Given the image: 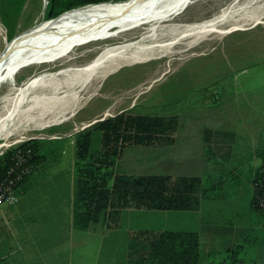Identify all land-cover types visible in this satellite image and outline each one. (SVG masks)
<instances>
[{"label": "rangeland", "instance_id": "rangeland-1", "mask_svg": "<svg viewBox=\"0 0 264 264\" xmlns=\"http://www.w3.org/2000/svg\"><path fill=\"white\" fill-rule=\"evenodd\" d=\"M165 1H109L104 4L127 8L132 12L138 10L142 14L151 12L154 3L160 2L161 10L149 19L135 20L140 27L125 24L103 26L102 19L133 17L104 7L81 27L83 33L97 26L92 33L78 35L63 44L44 46L39 43L24 49L0 72V98L5 95L10 82L20 85L41 73L84 65L102 49L136 39L144 32V27L154 22L206 20L234 0ZM19 3L18 21L16 25L11 21V28L3 24L0 13V55L15 40L66 33L78 25L82 16L98 6L81 7L58 17H50V0H19ZM0 6L4 8L2 0ZM224 36L211 35L192 49L184 48L187 50L185 53L177 48L175 57L123 67L110 73L101 83L94 79L82 91L84 101H80L76 108H73L72 101H68L66 107H58L45 119L66 115V122L38 129L40 131L25 130L13 134L7 141H0V157L9 151H34L29 144L35 142L42 165L49 168L68 166L76 175L75 140L79 133L121 114L176 116V130L172 134L158 136L152 146H125L117 159L115 171L126 175H171L175 179L185 174L184 154L192 153L195 168L190 174L198 175L200 150L205 147L204 152H214L208 144L215 140V125L226 122L233 126L242 125L243 128L263 127L258 115L264 113V20L261 24H252ZM3 106L0 100V116H5L8 110H4ZM254 107H257L256 110ZM261 118L264 119L262 115ZM99 147V142H96L93 150ZM125 211L121 224L133 227L135 222L134 226H139L141 221L134 219L133 215L140 211L133 208ZM190 222L193 224V220ZM158 226H167L165 213L159 218Z\"/></svg>", "mask_w": 264, "mask_h": 264}, {"label": "crops", "instance_id": "crops-1", "mask_svg": "<svg viewBox=\"0 0 264 264\" xmlns=\"http://www.w3.org/2000/svg\"><path fill=\"white\" fill-rule=\"evenodd\" d=\"M259 118L263 127L215 125V140L208 144L214 152L200 150L198 175L190 174L192 153L184 154L181 176L201 180L197 210H140L133 215L139 226L121 224L125 209L116 223L107 218L88 229L76 227L73 168H49L39 159L18 188V202L0 208V264H141L165 230L196 231L201 264H264V213L254 207L253 187L263 166ZM162 213L167 226L159 227Z\"/></svg>", "mask_w": 264, "mask_h": 264}, {"label": "trees", "instance_id": "trees-1", "mask_svg": "<svg viewBox=\"0 0 264 264\" xmlns=\"http://www.w3.org/2000/svg\"><path fill=\"white\" fill-rule=\"evenodd\" d=\"M2 1V22L11 28L10 22L16 25L18 21L21 5L19 0ZM109 1L112 0H50L49 15L58 17L75 8ZM177 127L176 116L121 114L79 133L75 140V226L88 229L107 218L116 223L123 210L129 208L159 212L197 210L201 186L198 177L179 176L173 179L171 175H126L115 171L117 159L125 146H152L158 136L172 134ZM96 142H99L100 149L93 150ZM29 145L34 149L33 162L37 166L40 159L38 147L35 142ZM15 154V151H9L0 157V182ZM262 158L263 166L253 187L254 207L264 213L257 198L258 195L264 196V153ZM201 261L200 237L196 231L165 230L153 240L141 264H201Z\"/></svg>", "mask_w": 264, "mask_h": 264}, {"label": "bare ground", "instance_id": "bare-ground-1", "mask_svg": "<svg viewBox=\"0 0 264 264\" xmlns=\"http://www.w3.org/2000/svg\"><path fill=\"white\" fill-rule=\"evenodd\" d=\"M159 3L155 2L154 8L147 14H142L138 10L132 12L127 8H117L109 4L92 5L96 7L90 10L87 15L82 16L78 25L66 33L55 36L36 35L15 40L0 55V72L5 64L15 60V55L30 46L32 47V45L39 43L44 46L63 44L78 35L92 33L97 26L83 33H81V27L104 7H111L133 17L124 20L106 18L101 20V25L125 24L140 27L134 21L156 16L161 10ZM263 20L264 0H234L219 13L206 20L187 23L154 22L152 25L144 27V32L136 39H129L119 43V45L108 46L84 65L41 73L20 85L10 82L7 85L5 95L0 98L4 110L8 108L6 115L0 116V141H7L19 131L44 129L67 120L66 115L49 118L47 121L45 119L58 107H66L68 101H72L74 103L73 108H76L78 103L84 99L83 94L81 96L82 91L94 79L101 83L110 73H115L123 67L175 57L177 48L185 53L211 35L231 34L238 30H244L252 24H261Z\"/></svg>", "mask_w": 264, "mask_h": 264}, {"label": "built area", "instance_id": "built-area-1", "mask_svg": "<svg viewBox=\"0 0 264 264\" xmlns=\"http://www.w3.org/2000/svg\"><path fill=\"white\" fill-rule=\"evenodd\" d=\"M37 166L33 162V153L30 150L16 152L13 162L0 182V208L18 202V188L21 183L35 172ZM263 172V171H262ZM258 205L264 209V196H257Z\"/></svg>", "mask_w": 264, "mask_h": 264}, {"label": "water", "instance_id": "water-1", "mask_svg": "<svg viewBox=\"0 0 264 264\" xmlns=\"http://www.w3.org/2000/svg\"><path fill=\"white\" fill-rule=\"evenodd\" d=\"M107 3H109V2H107ZM111 3V2H110ZM100 4H104V3H100ZM90 5H97V4H90ZM90 5H86V6H90ZM86 6H83V7H86ZM79 8H81V7H79ZM75 9H78V8H75ZM75 9H72V10H70V11H73V10H75ZM70 11H67V12H70ZM67 12H65V13H67ZM15 38V37H14Z\"/></svg>", "mask_w": 264, "mask_h": 264}]
</instances>
